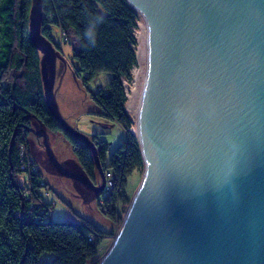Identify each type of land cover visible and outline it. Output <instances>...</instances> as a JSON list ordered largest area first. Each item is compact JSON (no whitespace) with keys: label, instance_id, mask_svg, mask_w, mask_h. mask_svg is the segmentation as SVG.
I'll return each instance as SVG.
<instances>
[{"label":"water","instance_id":"95a60500","mask_svg":"<svg viewBox=\"0 0 264 264\" xmlns=\"http://www.w3.org/2000/svg\"><path fill=\"white\" fill-rule=\"evenodd\" d=\"M129 1L148 25L138 133L145 169L98 264H264V0ZM41 22L42 0H33L47 104L90 147L102 183L66 168L46 139L49 157L101 193L97 146L65 122L53 97L57 54Z\"/></svg>","mask_w":264,"mask_h":264},{"label":"trees","instance_id":"16d2710c","mask_svg":"<svg viewBox=\"0 0 264 264\" xmlns=\"http://www.w3.org/2000/svg\"><path fill=\"white\" fill-rule=\"evenodd\" d=\"M32 7L33 0H0V264H89L112 231L83 217L54 221V199L45 195L53 189L30 150L31 127L37 120L65 135L85 174L99 183L92 150L60 125L47 104L42 55L30 32ZM97 18L92 45L84 33ZM140 18L129 0H42V34L62 50L52 33L54 26L61 31L73 47L84 83L90 84L104 72L112 74L93 92L103 116L127 132L110 157L109 141L94 135L105 177L110 172L117 186L102 205L112 221L121 217L119 206L130 203L129 178L145 169L127 109V85L134 83L133 70L139 65L135 31Z\"/></svg>","mask_w":264,"mask_h":264},{"label":"rangeland","instance_id":"374dc122","mask_svg":"<svg viewBox=\"0 0 264 264\" xmlns=\"http://www.w3.org/2000/svg\"><path fill=\"white\" fill-rule=\"evenodd\" d=\"M145 23L146 20L141 15L139 27L135 31L138 38L137 52L140 45L141 25ZM52 33L55 42L62 43V50L55 48L57 55L52 79L53 97L59 113L67 124L79 133L87 136L90 140L94 141L96 133H99V139L108 140L110 143V157L113 151L126 139L127 132L117 121L103 116L102 108L96 102L93 92L98 91L99 85H105L112 77V74L108 72L101 73L97 79L86 85L84 83L85 75L78 72V67L73 57V47L65 41L63 34L57 27H53ZM41 55L43 58L44 55L42 53ZM46 67L48 68V73H50L51 68L49 63ZM140 67L141 64L139 62V65L133 70L135 75L134 83L127 85L129 94L127 109L132 120L134 111L129 103L130 95L133 93L132 89L137 82L136 70ZM141 82H143V79L139 83ZM133 122L135 126V121L133 120ZM133 127L130 130L138 136ZM32 128L29 136L31 153L37 163L38 169L53 189V192L45 193L46 197L54 199L55 205L51 212L53 220L61 222L73 219L78 220V217H83L95 222L102 229L113 232L104 238L97 256L89 262V264H98L112 246L130 203H122L119 206L121 217L115 221L110 220L104 211H102V205H104L106 197L110 196L117 189L115 182L114 185L108 186V180L105 177V185L108 186L107 190L105 192L103 189L101 193H98L81 181L60 173L49 157L45 145L46 139L54 156L66 168L85 174L69 140L62 132L52 131L37 120H33ZM44 134H46V137ZM143 175L144 172H135L129 178L126 192L130 197V201L138 190L143 180ZM99 183H102L100 173ZM112 204L111 206H113Z\"/></svg>","mask_w":264,"mask_h":264},{"label":"bare ground","instance_id":"6f19581e","mask_svg":"<svg viewBox=\"0 0 264 264\" xmlns=\"http://www.w3.org/2000/svg\"><path fill=\"white\" fill-rule=\"evenodd\" d=\"M148 57H149V46H148V25L147 22L141 25L140 45L138 48V60L141 67L136 70L137 82L135 87L132 89L130 95V106L134 111L133 120L135 121L134 131L139 133V117H140V106L145 88V82L148 74ZM143 79V82L139 83Z\"/></svg>","mask_w":264,"mask_h":264},{"label":"clouds","instance_id":"9594fccd","mask_svg":"<svg viewBox=\"0 0 264 264\" xmlns=\"http://www.w3.org/2000/svg\"><path fill=\"white\" fill-rule=\"evenodd\" d=\"M98 23V18L96 20H93L90 23V26L86 29L84 35L87 37V39L91 42L92 45H95L96 43V27Z\"/></svg>","mask_w":264,"mask_h":264},{"label":"built area","instance_id":"2783aa9c","mask_svg":"<svg viewBox=\"0 0 264 264\" xmlns=\"http://www.w3.org/2000/svg\"><path fill=\"white\" fill-rule=\"evenodd\" d=\"M106 179L108 180V186L109 185H114V178H112V174L110 173V172H108L107 173V177H106ZM107 184V183H106ZM107 185H105V187H104V191L105 190H107V187H108ZM106 192V191H105Z\"/></svg>","mask_w":264,"mask_h":264},{"label":"crops","instance_id":"0c3cea01","mask_svg":"<svg viewBox=\"0 0 264 264\" xmlns=\"http://www.w3.org/2000/svg\"><path fill=\"white\" fill-rule=\"evenodd\" d=\"M74 220V219H73Z\"/></svg>","mask_w":264,"mask_h":264}]
</instances>
